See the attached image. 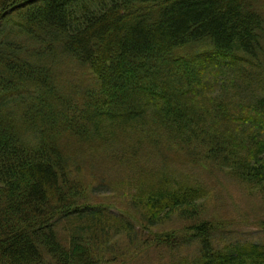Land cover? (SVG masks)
Here are the masks:
<instances>
[{"label":"trees","instance_id":"16d2710c","mask_svg":"<svg viewBox=\"0 0 264 264\" xmlns=\"http://www.w3.org/2000/svg\"><path fill=\"white\" fill-rule=\"evenodd\" d=\"M254 2L0 0V264H130L135 252L174 250L185 238L199 255L181 264H264V242L214 246L213 222L200 219L205 189L164 173L135 190L147 239L133 243L123 211L91 205L95 186L80 163L89 158L77 150L109 156L122 138L163 143L202 167H229L264 197V83L237 102L264 67ZM238 63V75L204 93L206 65ZM73 64L69 74L92 80L60 88L61 66ZM174 216L180 231L152 230ZM119 229L130 240L121 249Z\"/></svg>","mask_w":264,"mask_h":264},{"label":"rangeland","instance_id":"374dc122","mask_svg":"<svg viewBox=\"0 0 264 264\" xmlns=\"http://www.w3.org/2000/svg\"><path fill=\"white\" fill-rule=\"evenodd\" d=\"M254 8L264 16V0H255ZM75 65L77 64L75 63ZM244 67L238 63L222 71L217 66L206 65L205 71H203V80L207 82L203 90L204 93L216 91L220 88L223 79L229 80V77H235ZM59 68L60 66L57 67V69ZM73 70H75L74 64L70 66L69 70L61 66L62 79L57 81L60 88L69 87L73 83L83 85L85 82L87 84L89 79L92 80V74L89 72V76L84 77L83 73H80L76 78V72L73 75L69 74ZM258 75L259 79H255L251 83L246 82L241 86L238 93L242 97H239L237 102L240 103L241 100V103L253 101L257 93L262 92L261 85H256L264 83V67ZM244 80L248 81V78L244 77ZM105 127L106 122L101 125V129ZM137 142L132 138L119 139V142L108 146L109 156L95 154L94 151L87 150L85 146L77 147L80 157L84 155L89 158L80 163L83 167L82 172L85 180L95 186L93 193L88 198L91 199V205L105 206L112 209L114 213L123 211L133 226L135 225V230L138 231V234L131 238L133 243L140 238L147 239V234L140 232L138 228V222L141 221L139 218L140 204L135 203L133 198L135 190L143 184H149L146 176L151 174L157 178L162 177V173L173 178L180 176L188 178L191 183H196L205 189L206 197L200 200L202 208L200 219L213 222L212 242L214 246L221 247L247 241L264 242L262 226L264 197L257 188L250 183L243 182L233 174L232 170H229V167H202L199 163L200 159L194 158V160L189 156L180 155L179 151L170 150L163 143L147 141L137 145ZM97 146L102 150L100 145ZM128 150L130 153L137 152V155L132 154L131 157L124 155L123 153ZM71 152L75 154L77 151ZM150 152L154 153L153 157ZM163 158L168 161L163 163ZM183 225V220L174 216L167 221L154 224L151 228L155 232L180 231ZM114 232L115 246L119 245V249H121L123 243L129 244L130 240L121 235L123 232L120 229ZM133 247L132 249L138 250L140 246L133 245ZM198 251V241L195 238H185L178 243L174 250L159 245L150 246L140 253L135 252L134 261L130 264H181V258H191L196 252L198 256Z\"/></svg>","mask_w":264,"mask_h":264}]
</instances>
